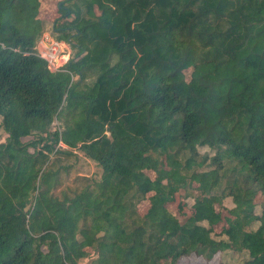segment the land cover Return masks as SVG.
Wrapping results in <instances>:
<instances>
[{
	"label": "trees",
	"instance_id": "obj_1",
	"mask_svg": "<svg viewBox=\"0 0 264 264\" xmlns=\"http://www.w3.org/2000/svg\"><path fill=\"white\" fill-rule=\"evenodd\" d=\"M40 7L0 0V264H264V0H60L59 71ZM75 150L102 173L58 194Z\"/></svg>",
	"mask_w": 264,
	"mask_h": 264
},
{
	"label": "rangeland",
	"instance_id": "obj_2",
	"mask_svg": "<svg viewBox=\"0 0 264 264\" xmlns=\"http://www.w3.org/2000/svg\"><path fill=\"white\" fill-rule=\"evenodd\" d=\"M60 0H42L40 7V17L46 20L45 23V32L44 35L54 36L58 32L53 31L52 21L59 15L58 14V2ZM72 18V17H71ZM75 53V49H73ZM191 69L187 70L189 76ZM76 78V76H74ZM1 120V118H0ZM60 120L55 119L53 123V128L60 125ZM7 133L1 130L0 141H6ZM200 152H209L212 153L208 147H199ZM77 151L74 155H69L67 157H62L57 159L56 155L50 156V163L53 165V170L59 172L61 179V184L56 189L55 192L58 194L62 190H67L70 188H77L84 182L89 181V179L99 178L102 169L99 164L85 155L83 152ZM56 156V157H55ZM151 176H154L153 172H150ZM197 193V192H196ZM152 193H149L150 196ZM264 198L263 194H259L257 200L260 201ZM225 206L231 207L234 205L232 198L227 196L223 200ZM194 199L192 196L186 197L183 192L179 194L176 200L168 205L169 209L178 216L180 220H184L190 213ZM150 206V201L148 199L142 201L139 205V210L141 213H146ZM256 211H260V207H256ZM226 225V222L217 226V230H220L222 226ZM247 253L244 251H234L229 250L225 251L222 254L218 255L215 259L207 261L201 257L196 256H184L181 259L182 264H246ZM89 259L85 258L82 262H87Z\"/></svg>",
	"mask_w": 264,
	"mask_h": 264
},
{
	"label": "built area",
	"instance_id": "obj_3",
	"mask_svg": "<svg viewBox=\"0 0 264 264\" xmlns=\"http://www.w3.org/2000/svg\"><path fill=\"white\" fill-rule=\"evenodd\" d=\"M36 54L47 62L51 71H59L70 57L69 45L63 40H56L49 35H43L35 47ZM58 147L65 148L66 145L60 141Z\"/></svg>",
	"mask_w": 264,
	"mask_h": 264
},
{
	"label": "crops",
	"instance_id": "obj_4",
	"mask_svg": "<svg viewBox=\"0 0 264 264\" xmlns=\"http://www.w3.org/2000/svg\"><path fill=\"white\" fill-rule=\"evenodd\" d=\"M41 1V4H42V0H40Z\"/></svg>",
	"mask_w": 264,
	"mask_h": 264
},
{
	"label": "water",
	"instance_id": "obj_5",
	"mask_svg": "<svg viewBox=\"0 0 264 264\" xmlns=\"http://www.w3.org/2000/svg\"><path fill=\"white\" fill-rule=\"evenodd\" d=\"M40 40V39H39ZM36 49V48H35Z\"/></svg>",
	"mask_w": 264,
	"mask_h": 264
}]
</instances>
